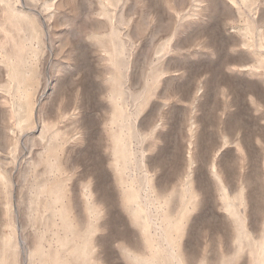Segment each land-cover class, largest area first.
<instances>
[{"label":"rangeland","instance_id":"rangeland-1","mask_svg":"<svg viewBox=\"0 0 264 264\" xmlns=\"http://www.w3.org/2000/svg\"><path fill=\"white\" fill-rule=\"evenodd\" d=\"M211 1L0 0V264H263L264 0Z\"/></svg>","mask_w":264,"mask_h":264},{"label":"bare ground","instance_id":"bare-ground-1","mask_svg":"<svg viewBox=\"0 0 264 264\" xmlns=\"http://www.w3.org/2000/svg\"><path fill=\"white\" fill-rule=\"evenodd\" d=\"M213 2H214V0H212ZM211 1V2H212ZM213 5V4H212ZM215 7V6H214ZM212 18V17H211ZM262 24H263V22H262ZM260 25H261V23H260ZM118 26V25H117ZM125 28V27H124ZM264 29V28H263ZM262 31V30H261ZM106 50V49H105ZM68 52V51H67ZM70 52V51H69ZM72 55V54H71ZM67 58V57H66ZM232 64V63H231ZM66 65H67V63H66ZM237 65V64H236ZM239 67V66H238ZM71 68V67H70ZM1 70V69H0ZM235 71V70H234ZM1 73V72H0ZM56 74V73H55ZM231 74V73H230ZM233 75H234V73H233ZM54 78V77H53ZM7 79H12V77H11V75L9 74V72H8V74H7ZM55 79V78H54ZM53 83H54V80H50V81H48V84H47V88H46V91L44 92V94L43 95H45V96H43L42 97V99L41 100H39L40 101V103L41 104H39V107L40 106H42L43 104L42 103H45L46 101H47V99L50 97L51 98V96H50V94H52V85H53ZM64 84V83H63ZM55 86H56V84H54ZM54 90V89H53ZM197 92H198V90H197ZM54 98V97H53ZM11 109V108H10ZM40 109H41V107H40ZM39 110V109H38ZM13 113V112H12ZM32 114H33V111H32ZM24 121V120H23ZM16 122V121H15ZM14 124V123H13ZM23 124V123H22ZM20 121H17L16 123H15V125H14V127H20ZM11 127H13V125L11 126ZM10 130V129H9ZM190 145V144H189ZM191 157V156H190ZM188 158V160H190L191 158H189V156L187 157ZM70 160V159H69ZM191 161V160H190ZM143 162V161H142ZM191 163V162H190ZM212 163V162H211ZM216 164V163H215ZM218 167L220 166V165H217ZM219 169V168H218ZM210 170H211V168H210ZM228 170V169H227ZM226 171V170H225ZM212 177H214V178H216L217 180H221V178H220V174L218 175V171L216 170V167L214 166V165H212ZM151 173V172H150ZM221 173V172H220ZM225 173V172H224ZM228 173V172H227ZM223 174V173H222ZM227 175V174H226ZM231 177V176H230ZM145 178V177H144ZM226 178H228L227 176H226ZM229 180V179H228ZM223 186H225V185H223ZM222 186V188H224ZM221 187V186H220ZM224 189H226V188H224ZM223 190V189H222ZM144 204V203H143ZM239 204V206H241L240 205V203H238ZM145 206V205H144ZM238 206V205H237ZM165 228V227H164ZM163 228V229H164ZM160 229V228H159ZM162 229V228H161ZM160 229V230H161ZM162 232H163V230H162ZM162 232H161V234H162ZM164 233V232H163ZM166 236V235H165ZM164 237V236H163ZM19 245L20 246H23V244H22V242H19ZM260 247V246H259ZM170 248V247H169ZM174 250V249H173ZM262 248L260 247L259 248V250L258 251H260L259 252V254L261 255V256H263L264 255V250H262ZM28 251V250H27ZM169 251V250H168ZM174 252H175V250H174ZM256 252H257V249H256ZM256 252H255V254H256ZM170 254H172V258L174 259V261H175V263L176 264H182V262L180 263V259H179V257H178V255H176L175 253H173V252H171ZM178 254V253H177ZM258 254V253H257ZM258 254V255H259ZM259 255V256H260ZM255 257H257V256H255ZM259 259H262V258H259ZM257 260V259H256ZM258 261V260H257ZM261 262V261H260ZM261 264H262V262H261ZM263 264H264V262H263Z\"/></svg>","mask_w":264,"mask_h":264}]
</instances>
